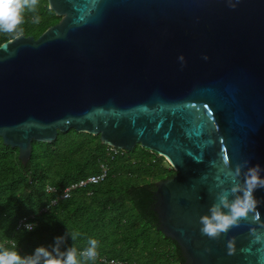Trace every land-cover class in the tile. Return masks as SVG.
<instances>
[{
	"label": "water",
	"instance_id": "obj_1",
	"mask_svg": "<svg viewBox=\"0 0 264 264\" xmlns=\"http://www.w3.org/2000/svg\"><path fill=\"white\" fill-rule=\"evenodd\" d=\"M46 1L56 24L0 45L3 144L22 165L32 142L70 129L139 145L174 171L153 210L184 264H264V187L239 225L200 231L218 177L231 187L229 168L264 169V0Z\"/></svg>",
	"mask_w": 264,
	"mask_h": 264
},
{
	"label": "trees",
	"instance_id": "obj_2",
	"mask_svg": "<svg viewBox=\"0 0 264 264\" xmlns=\"http://www.w3.org/2000/svg\"><path fill=\"white\" fill-rule=\"evenodd\" d=\"M59 19L46 0H38L35 12H25L22 32L0 33V45L19 35L37 38ZM17 156L18 150L0 138V245L27 255L40 245L52 250L57 236L65 237L61 251L83 250L96 239L99 255L86 264H184L177 243L157 229L153 210L155 182L174 175L164 158L139 145L129 152L115 150L98 136L73 129L58 132L51 143L32 142L26 165ZM101 167L107 171L102 181L59 198L65 187L97 175ZM30 215L31 230H16L17 222Z\"/></svg>",
	"mask_w": 264,
	"mask_h": 264
},
{
	"label": "clouds",
	"instance_id": "obj_3",
	"mask_svg": "<svg viewBox=\"0 0 264 264\" xmlns=\"http://www.w3.org/2000/svg\"><path fill=\"white\" fill-rule=\"evenodd\" d=\"M38 0H0V33L22 32L20 27L25 21V12H35ZM235 7V4H231ZM40 17H33V22L38 23ZM224 165H229L227 155L224 156ZM244 165L237 164L233 169L229 168L226 176L231 178V187H224L225 181L217 178L216 201L209 207L208 213L200 217V231L210 238H217L221 233L227 232L231 227L246 219L257 205L254 192L257 188L264 187V169L260 165L248 167L243 171ZM243 175V182L240 177ZM258 218V217H257ZM31 225L26 228L31 230ZM256 241L264 240V235L256 233L252 229ZM52 250L43 245L37 246L31 253L22 255L15 247L8 248L0 245V264H86L95 261L98 257V241L90 239L89 246L78 250L75 246L60 250V244L64 242V236L54 238ZM73 239L75 237L73 236Z\"/></svg>",
	"mask_w": 264,
	"mask_h": 264
},
{
	"label": "built area",
	"instance_id": "obj_4",
	"mask_svg": "<svg viewBox=\"0 0 264 264\" xmlns=\"http://www.w3.org/2000/svg\"><path fill=\"white\" fill-rule=\"evenodd\" d=\"M106 173H107L106 168L101 167V170L97 175H90L84 179H80L79 181L72 183L68 185L67 187H65L63 191L61 192L59 198L60 199L68 198L70 197L72 191L78 188L86 187L87 185H90V184H97L98 182L102 181L105 178ZM46 191L47 192L53 191V189L50 187H47ZM55 202L56 201H52V204H55ZM33 218H34L33 215L21 218L16 224V230H28V228H26L27 224H30L33 227L34 225ZM108 264H124V263L115 261V260H110Z\"/></svg>",
	"mask_w": 264,
	"mask_h": 264
}]
</instances>
